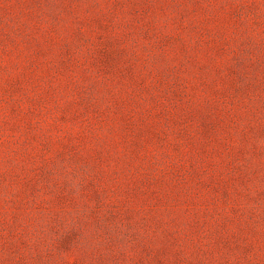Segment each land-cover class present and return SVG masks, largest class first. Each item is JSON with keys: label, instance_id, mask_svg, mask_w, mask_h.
<instances>
[{"label": "rangeland", "instance_id": "1", "mask_svg": "<svg viewBox=\"0 0 264 264\" xmlns=\"http://www.w3.org/2000/svg\"><path fill=\"white\" fill-rule=\"evenodd\" d=\"M0 264H264V0H0Z\"/></svg>", "mask_w": 264, "mask_h": 264}]
</instances>
